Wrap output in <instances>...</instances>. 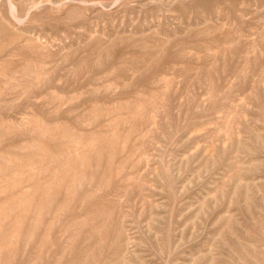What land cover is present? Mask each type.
<instances>
[{
  "label": "rangeland",
  "instance_id": "obj_1",
  "mask_svg": "<svg viewBox=\"0 0 264 264\" xmlns=\"http://www.w3.org/2000/svg\"><path fill=\"white\" fill-rule=\"evenodd\" d=\"M0 264H264V0H0Z\"/></svg>",
  "mask_w": 264,
  "mask_h": 264
}]
</instances>
